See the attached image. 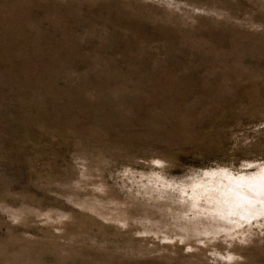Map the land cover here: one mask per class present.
Returning a JSON list of instances; mask_svg holds the SVG:
<instances>
[{"label":"rangeland","instance_id":"1","mask_svg":"<svg viewBox=\"0 0 264 264\" xmlns=\"http://www.w3.org/2000/svg\"><path fill=\"white\" fill-rule=\"evenodd\" d=\"M263 176L264 0H0V264H264Z\"/></svg>","mask_w":264,"mask_h":264},{"label":"bare ground","instance_id":"2","mask_svg":"<svg viewBox=\"0 0 264 264\" xmlns=\"http://www.w3.org/2000/svg\"><path fill=\"white\" fill-rule=\"evenodd\" d=\"M264 177V176H263ZM260 177V178H256L251 180V184L250 186H252L255 190H257L258 193H260V195L262 197H264V178ZM246 188V187H245ZM220 192H224L225 193V197L226 199H228L229 201H226L228 206H230L231 210H238V213H244V211H247L250 209V202H252L253 200L256 199H260L259 197H254L252 194H247V193H242L245 192L242 189L240 190L239 188H232V187H228L227 189H216ZM241 191V192H240ZM242 193V194H240Z\"/></svg>","mask_w":264,"mask_h":264}]
</instances>
